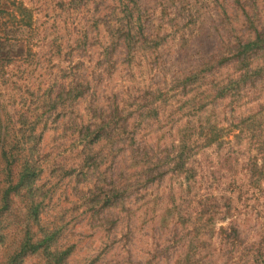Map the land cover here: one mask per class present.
<instances>
[{"label": "rangeland", "instance_id": "1", "mask_svg": "<svg viewBox=\"0 0 264 264\" xmlns=\"http://www.w3.org/2000/svg\"><path fill=\"white\" fill-rule=\"evenodd\" d=\"M117 1L0 0V119L34 137L10 178L0 158V264H264V49L230 59L264 37V0H132L130 43ZM117 105L123 133L87 142ZM207 119L223 140L177 170L181 129Z\"/></svg>", "mask_w": 264, "mask_h": 264}, {"label": "trees", "instance_id": "2", "mask_svg": "<svg viewBox=\"0 0 264 264\" xmlns=\"http://www.w3.org/2000/svg\"><path fill=\"white\" fill-rule=\"evenodd\" d=\"M132 0H118L117 1V9L116 13L120 14L123 16V22L125 25L127 24L126 34H123L124 37L127 38V41L130 42H136L133 40L135 38L134 36L131 35V30L129 28L130 25H134L133 28L136 29V35L142 36V24H141V15L138 12V8L136 7V4H130ZM123 25L118 24L116 27L117 32H122ZM123 33V32H122ZM263 32H257L256 36L252 40H248L244 43H240L238 45V49L235 53H233L230 57L234 58L235 61H239L240 64L247 66L250 62L249 55L251 53H256L258 50L264 49V37L262 36ZM229 58V57H228ZM226 60L225 57H223L221 60H219V63L222 64ZM2 65L0 63V71L2 69ZM210 66H205V68H202L201 70H198L197 72H193L189 75H186L182 78V84L184 87L187 86V84H198V81L203 77V74L206 70H209ZM259 71H263L264 67H259ZM202 72V75H200ZM228 86L224 85L222 86L218 94H223L225 90H227ZM192 106V109L197 111L199 108L201 109V106ZM116 111L117 114L114 115V117L110 120L111 123L115 124L113 128H109L107 123H100L95 131L91 132L90 134L86 135L87 142L91 141L93 138V133H95L96 137L97 136H104L106 134V137H113L117 136L121 133H123V121L126 119V111L122 109V113H119L120 108L117 105L116 106ZM23 126V124H22ZM28 127V126H27ZM238 128L242 129L239 125H237ZM32 128V127H31ZM31 128H29L31 130ZM24 131V126L22 129V132ZM112 131V132H110ZM26 133H23L22 136L19 138H12L7 140L5 137L6 134V125L5 123L0 119V158H3V161L6 164V168L8 169V176L10 178L11 175V168L9 166L12 165V163L17 159V156L20 155L21 151H26L27 153L31 154L32 150V144L34 142V137L31 134V131H27L25 129ZM222 132L223 128H221L219 125L216 123L210 122L208 119L207 120H200V122L195 125H188L184 129H181V138H179V141L176 145V150H175V163L174 166L177 170L185 171L187 172L186 164L188 160L190 159L191 156L196 154L199 149L203 147H208L211 146L214 142L215 143H221L223 140L222 138ZM12 149H15V152H12ZM190 169V168H189ZM191 170V169H190ZM214 173V172H213ZM36 174V170L34 167V163L32 162L31 159L27 157L26 161L24 162L22 169L19 173L17 181L13 183V181H10L9 185L6 187V189L3 192V205L1 208H6L9 202L10 198V193L12 191L18 190L22 187H30L34 177ZM212 214L218 213V209H210ZM232 231V234L230 233ZM229 233H226L223 231V234L231 242H234L236 238H234V234H237V230L235 227H231V230ZM232 235V236H231ZM42 244V241L37 242L35 244H25L21 247L20 252L24 253L27 250L34 251L38 249Z\"/></svg>", "mask_w": 264, "mask_h": 264}]
</instances>
